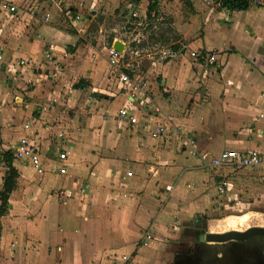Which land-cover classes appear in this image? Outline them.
<instances>
[{
    "label": "crops",
    "instance_id": "crops-1",
    "mask_svg": "<svg viewBox=\"0 0 264 264\" xmlns=\"http://www.w3.org/2000/svg\"><path fill=\"white\" fill-rule=\"evenodd\" d=\"M8 1L19 11L16 15L0 12V48L4 50L0 64V189L6 171L1 153L11 152L16 139L24 134L38 146L44 171L38 174L25 162L12 161L18 175L6 211L0 215V264H110L121 254L129 256L125 264H180V254L188 253L199 234L183 231L182 239L163 245V231L171 226L176 232L192 230L219 209L238 212L245 204L237 185L245 176L248 212H256L257 203L264 202V164L247 171L212 170L176 139L153 140L140 125L121 122L116 112L125 104L126 87L118 77L119 83L109 95L113 78L102 53L106 46L97 47L100 38L95 47L86 44L91 49L80 54L75 35L58 20L63 8L60 1ZM45 3L52 6L43 12ZM195 6L201 14L203 4ZM46 13L50 14L48 20ZM199 14L194 19L199 21ZM208 15L201 14L207 22L203 28L198 25V32H181L186 45L175 53L185 57L187 65L178 66L170 59L162 68L163 81L158 86L149 84L151 100L182 127L200 153L216 155L233 149L264 154V11L252 6L245 11L221 8L211 25L213 16ZM71 24L74 26L72 20ZM78 26L74 27L79 32L85 31L83 25L80 30ZM250 29L257 31L256 38ZM188 51L200 56L190 63L199 71L196 81L187 62ZM17 58H30L34 64L19 69ZM171 63L175 66L168 70ZM75 75L88 82L84 87L105 92L97 95L93 107L120 100L109 120L108 114L97 119L98 109L91 116L77 109L80 91L66 82L53 90L67 109L62 113L57 107L40 108V102L46 101L40 84L29 89V81L51 77L50 81H71ZM16 95H23L27 105L15 103ZM25 123L30 124L29 130H23ZM61 149H68L64 175L50 169V161ZM47 152L49 157H45ZM79 173L84 177L77 184ZM221 177H226L227 184L218 192ZM100 182L105 188H100ZM147 230L153 233V241L141 246Z\"/></svg>",
    "mask_w": 264,
    "mask_h": 264
},
{
    "label": "rangeland",
    "instance_id": "rangeland-1",
    "mask_svg": "<svg viewBox=\"0 0 264 264\" xmlns=\"http://www.w3.org/2000/svg\"><path fill=\"white\" fill-rule=\"evenodd\" d=\"M59 1L61 8H63L61 10V13L59 14L58 20L62 24L61 26L63 28L75 35V47L81 46L80 54H83L84 49H91L89 47L90 45L95 47L98 42V38H100L101 40V43L97 46L98 49H101L104 46H106V48L110 47V45L113 44L111 42L114 39H118L124 45L122 50L123 57L119 65L117 67H109V72L111 73L113 78V81H111L109 84V88H111V90L109 91H112L109 95H112L114 93L113 89L116 88L119 82L124 84V88L128 86L125 79H123L124 76L129 80L134 81L146 79V81H148V83L150 84V87H152V85L158 86V83L160 81H163L162 68L167 65L170 59L174 58V60H176L175 64H177L178 66H186L187 64L184 61L185 57L180 56V53H175V50H178L177 52L183 51V47L186 45L187 40L181 32H198V25H201V28H203L202 24L207 21H204L205 18H202L201 14L209 16L208 14L211 13L210 16H213L212 20H210L211 22H209L211 25L214 17H216V14H219L221 10V8L216 4L215 0ZM196 3L203 4V9L200 12L201 14L198 13L199 10H197L198 8H196L195 6ZM51 4L45 3L41 11L44 12L46 9L51 8ZM25 6H21V8L24 7L26 9ZM150 7H152V9H150ZM196 14L200 15L199 21L194 19ZM76 15H79L83 19L81 22V25L84 26L85 30L83 32H79L77 28H75L71 24V20ZM86 22L88 23L87 27H85V25L87 24ZM256 32L257 31L250 29L251 36L255 38L257 37ZM86 44L89 46L85 47ZM261 44L264 48V39L262 40ZM188 49L194 48L188 47ZM102 53H104V57L106 59L107 50L105 49V51ZM92 55L94 56L95 53H92ZM187 59V62L189 64H193V59H191L190 57ZM175 64H169L168 70L169 67L175 66ZM191 64L189 66L192 68L191 71H193L195 75L193 76L195 78L194 81H196V78L199 77V71L193 68ZM36 71L37 70H35V72ZM41 72H43V70L39 69V73ZM44 72V75L48 74L47 70H44ZM119 74H122L121 79ZM191 75L192 74L190 73V76ZM44 77L46 78V76ZM80 77V75L72 76L70 79L71 81H50V79L53 78L51 77L46 81H29L28 85H31V88L29 89L36 88L37 86H39V84L41 85V88L43 89L42 93L46 96H44L46 101L40 102L41 109L47 111L51 110L52 107H57L58 110L62 113L65 110L67 112V109L63 104L62 97L55 98L58 97V93L53 92V90L55 89L54 86L58 83L61 84L63 82H66L67 85L70 84L71 87L74 88L75 84L88 83L86 81H79L80 79H82ZM118 77L119 82H117ZM33 83H35L36 85L34 86ZM3 84L5 85L7 83ZM62 87L65 89L66 85ZM69 87L70 86H68V88ZM78 89L80 91V105L79 107H77V109L81 108L87 113V116H91V114L93 112H96L98 109L97 107H93L97 105L96 103L99 100V97L97 95H103L105 92H98L96 89H90L87 87H80ZM89 96H92V99L90 101H88ZM100 98L102 97L100 96ZM119 105L120 100L117 99L112 101L109 106L101 105L98 109L97 114L95 115L96 118L100 117V119L103 120L105 119L103 117L104 113H107L108 117L106 120H109L111 115H113L118 109ZM63 114L66 115V113ZM71 115H74V113H72ZM18 139L19 138H17L16 140ZM45 157H49L48 152ZM179 158H184V156L181 155ZM89 165L90 164H87L86 167H88ZM81 173L76 174L77 177L75 180L77 181V184L78 180H82L84 177V173ZM240 180L241 181L238 182L239 184L237 186L241 193L240 198L245 204L243 205V208H239L238 212L233 213L225 209H219L214 214L212 213L211 215L206 216L207 221H205L204 223H202L203 220H205L203 218L201 219L202 222L198 221L196 223V226L193 227L192 230H184L183 228V230L179 229V232H176L173 231L174 226L168 227L166 228L167 232L163 231L165 233H162V235L164 236L162 244L164 245L166 242L169 244L171 242L179 241L183 237V231L185 234H188L190 231L194 232V230L195 232L199 233L203 230H210L212 232H224L231 229L244 230L249 226L264 223V202L262 204L257 203L258 205L254 209L256 212H248L247 204L248 200H250L248 198V176L240 178ZM76 183L73 186L74 190H76L77 188ZM262 184L264 185V182ZM99 185L101 189L105 188V184H103V182H100ZM158 203L159 205L162 203L159 198ZM243 214L247 215V219L244 222H240L238 219H236V217ZM228 219L230 221H228ZM231 219L233 220V222L231 221ZM150 222L151 225L152 223H154V220ZM180 227L182 226L180 225ZM99 230H101V228ZM177 233L178 235L176 236ZM94 238H96L95 235ZM217 245L220 244L209 242L203 245V247L206 246V251L204 253L212 255L217 253L221 254L220 252H218V249H216L218 247Z\"/></svg>",
    "mask_w": 264,
    "mask_h": 264
},
{
    "label": "built area",
    "instance_id": "built-area-1",
    "mask_svg": "<svg viewBox=\"0 0 264 264\" xmlns=\"http://www.w3.org/2000/svg\"><path fill=\"white\" fill-rule=\"evenodd\" d=\"M59 3V0H55ZM250 6L259 8L264 11V0H252ZM19 11L18 6L8 0H0V12L16 15ZM49 13H46L45 19L48 20ZM82 18L76 15L72 19L74 26H78L82 22ZM79 30L81 25L78 26ZM188 55L193 60H200L198 52L188 51ZM123 52L116 50L112 45L107 48V62L111 67H117L122 60ZM4 60V50L0 48V64ZM209 60H213V57H209ZM15 64L19 69L29 67L34 64L30 58H17ZM126 84V97L125 104L121 106L117 112L116 117L121 122L127 124L130 127L140 125L150 139H169L173 138L179 142L180 147H188V152L200 159L205 165L212 170H218L221 168H232L248 170L256 167H260L264 164V154L252 150V151H237V150H222L216 155H210L208 153H200L196 150L192 141L188 140L182 133V127L176 123H173L168 119L160 110L157 104H154L149 95V83L146 79L129 80L125 76ZM15 103H19L23 106L27 105V100L23 95L14 96ZM92 96H89L90 101ZM2 105L0 104V111ZM107 113H104V117ZM30 124L25 123L23 130H29ZM12 156L14 160L25 162L30 165L34 171L38 174L43 173L44 166L42 163L41 153L36 143L29 137L28 134H24L19 137L12 148ZM68 158V149H61L57 152L56 157L50 161V169L56 174L64 175L67 173L66 160ZM130 175V173H127ZM226 177H221L216 189L221 192L226 186ZM153 241V233L150 230L145 231L142 239L141 246H148ZM128 255H115L110 264H125L128 262Z\"/></svg>",
    "mask_w": 264,
    "mask_h": 264
},
{
    "label": "flooded vegetation",
    "instance_id": "flooded-vegetation-1",
    "mask_svg": "<svg viewBox=\"0 0 264 264\" xmlns=\"http://www.w3.org/2000/svg\"><path fill=\"white\" fill-rule=\"evenodd\" d=\"M250 228H257L256 233L250 237L244 240H230L219 245L224 250H231L229 259H224L219 253L213 255L204 253L206 246L203 247V245L209 243L204 242L206 231L196 232V234H199L197 236L198 240L188 248V253L180 254L179 257L182 258L180 264H264V223L249 226L244 230L231 229L228 231L244 232ZM174 264H178V262Z\"/></svg>",
    "mask_w": 264,
    "mask_h": 264
},
{
    "label": "trees",
    "instance_id": "trees-1",
    "mask_svg": "<svg viewBox=\"0 0 264 264\" xmlns=\"http://www.w3.org/2000/svg\"><path fill=\"white\" fill-rule=\"evenodd\" d=\"M219 6L229 11H245L249 8L252 0H215ZM152 9V7H150ZM85 83L75 84V88L84 87ZM13 156L10 151L1 153V162L4 163L6 171L3 177V185L0 189V215H3L7 208L9 194L15 187L17 171L12 166Z\"/></svg>",
    "mask_w": 264,
    "mask_h": 264
},
{
    "label": "water",
    "instance_id": "water-1",
    "mask_svg": "<svg viewBox=\"0 0 264 264\" xmlns=\"http://www.w3.org/2000/svg\"><path fill=\"white\" fill-rule=\"evenodd\" d=\"M112 46L118 50L122 51L123 50V44L120 43L119 41H116L112 44ZM257 228H250L247 229L244 232H237V231H227V232H222V233H205L204 235V241L205 242H210V243H216V244H222L230 240H244L254 233H256ZM218 248V252L221 253L224 259H229L230 258V253L231 250L229 251L228 249L224 250L223 248Z\"/></svg>",
    "mask_w": 264,
    "mask_h": 264
},
{
    "label": "bare ground",
    "instance_id": "bare-ground-1",
    "mask_svg": "<svg viewBox=\"0 0 264 264\" xmlns=\"http://www.w3.org/2000/svg\"><path fill=\"white\" fill-rule=\"evenodd\" d=\"M236 219H238L240 222H244L247 219V215L243 214L241 216L236 217ZM228 221H230V220L228 219ZM231 221L233 222L232 219H231ZM232 222H230V223H232Z\"/></svg>",
    "mask_w": 264,
    "mask_h": 264
}]
</instances>
